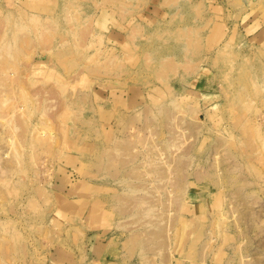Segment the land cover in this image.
<instances>
[{
  "label": "rangeland",
  "instance_id": "obj_1",
  "mask_svg": "<svg viewBox=\"0 0 264 264\" xmlns=\"http://www.w3.org/2000/svg\"><path fill=\"white\" fill-rule=\"evenodd\" d=\"M0 264H264V0H0Z\"/></svg>",
  "mask_w": 264,
  "mask_h": 264
}]
</instances>
